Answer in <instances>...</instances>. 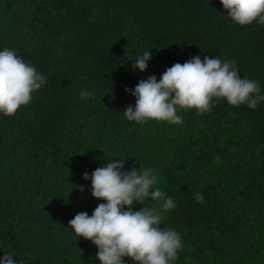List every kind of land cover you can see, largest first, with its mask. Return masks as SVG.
<instances>
[{"label": "trees", "instance_id": "trees-1", "mask_svg": "<svg viewBox=\"0 0 264 264\" xmlns=\"http://www.w3.org/2000/svg\"><path fill=\"white\" fill-rule=\"evenodd\" d=\"M3 47L48 82L15 115H0V257L99 264L69 221L104 202L83 173L123 159L156 168L174 199L162 223L181 233L176 264H264V102L253 110L220 100L204 115L181 111L180 125H139L122 112L135 104L126 88L195 55L235 59L264 91V25L234 23L220 0H0ZM146 50L148 68L134 71ZM85 89L93 97L81 99Z\"/></svg>", "mask_w": 264, "mask_h": 264}, {"label": "clouds", "instance_id": "clouds-1", "mask_svg": "<svg viewBox=\"0 0 264 264\" xmlns=\"http://www.w3.org/2000/svg\"><path fill=\"white\" fill-rule=\"evenodd\" d=\"M227 17L241 26L254 22L264 25V0H220ZM0 115L11 117L28 105L33 94L41 90L48 77L14 48H0ZM152 51L138 54L133 70L145 72ZM135 97L122 112L129 122L143 125L149 121L180 125L181 111L196 110L197 115L211 112L220 100L240 107L256 109L264 102L259 82L241 77L237 61L219 56L195 55L184 63L168 67L160 78L150 75L141 79L135 88H126ZM82 90L81 99L93 97ZM217 164L220 157L215 158ZM126 160L111 159L91 174V195L99 203L92 214L79 212L69 221V227L80 238L91 241L97 248L99 264H176L184 245L181 233L163 225L165 214L176 208L174 199L158 187L159 177L154 167L134 165L126 168ZM194 199L203 204L204 196L195 193ZM159 202L149 206L147 201ZM136 205H143L135 210ZM163 225V227H162ZM13 252H4L0 264H22Z\"/></svg>", "mask_w": 264, "mask_h": 264}]
</instances>
